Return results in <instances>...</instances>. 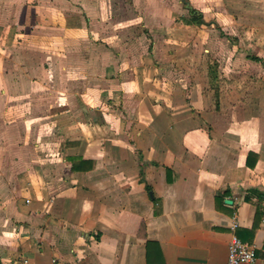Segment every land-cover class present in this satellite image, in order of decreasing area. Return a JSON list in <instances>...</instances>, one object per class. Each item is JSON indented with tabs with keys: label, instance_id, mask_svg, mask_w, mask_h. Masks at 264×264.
<instances>
[{
	"label": "crops",
	"instance_id": "0c3cea01",
	"mask_svg": "<svg viewBox=\"0 0 264 264\" xmlns=\"http://www.w3.org/2000/svg\"><path fill=\"white\" fill-rule=\"evenodd\" d=\"M233 236L264 264V0H0V264Z\"/></svg>",
	"mask_w": 264,
	"mask_h": 264
},
{
	"label": "built area",
	"instance_id": "2783aa9c",
	"mask_svg": "<svg viewBox=\"0 0 264 264\" xmlns=\"http://www.w3.org/2000/svg\"><path fill=\"white\" fill-rule=\"evenodd\" d=\"M255 259L253 245L233 236L228 244V254L226 264H242ZM19 264H29L27 259H22Z\"/></svg>",
	"mask_w": 264,
	"mask_h": 264
},
{
	"label": "trees",
	"instance_id": "16d2710c",
	"mask_svg": "<svg viewBox=\"0 0 264 264\" xmlns=\"http://www.w3.org/2000/svg\"><path fill=\"white\" fill-rule=\"evenodd\" d=\"M78 168H79V167H78V166H76V165H74V166H73V169H78Z\"/></svg>",
	"mask_w": 264,
	"mask_h": 264
}]
</instances>
